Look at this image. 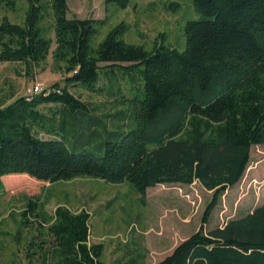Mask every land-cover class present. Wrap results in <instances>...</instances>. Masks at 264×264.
I'll return each mask as SVG.
<instances>
[{
	"label": "trees",
	"instance_id": "obj_1",
	"mask_svg": "<svg viewBox=\"0 0 264 264\" xmlns=\"http://www.w3.org/2000/svg\"><path fill=\"white\" fill-rule=\"evenodd\" d=\"M25 1L21 23L0 20V62L29 69L53 43L52 61L65 76L62 85L0 104V176L10 185L18 175L7 174L18 173L47 182L127 181L140 198L157 184L196 181L211 191L204 223L241 178L250 147L264 144V0H192L201 17L183 24L184 48L160 43L150 51L122 40L123 23L91 47L102 20L68 15L66 0ZM114 70L127 94H107L128 112L121 126L107 128L67 86L99 93L98 82L111 85ZM20 214L23 225L35 223L28 263L103 264L84 209L56 205L48 213L29 198ZM153 264H264V202L220 226H200Z\"/></svg>",
	"mask_w": 264,
	"mask_h": 264
},
{
	"label": "rangeland",
	"instance_id": "obj_2",
	"mask_svg": "<svg viewBox=\"0 0 264 264\" xmlns=\"http://www.w3.org/2000/svg\"><path fill=\"white\" fill-rule=\"evenodd\" d=\"M66 5L68 15L102 20L90 41L91 47L109 29L123 23L120 37L124 42L141 45L147 51L160 43L182 50L183 24L201 17L192 0H128L123 7L106 0H66ZM25 9V0H15L13 8L1 5L0 20L4 16L10 22L21 23ZM47 35L52 37V32ZM52 48L53 43L45 60L29 69L20 62H0V104L24 95L35 84L42 89L53 82L62 85L65 74L52 61ZM114 73L111 85L101 78L99 93L78 85L67 86L107 128L121 126L123 114L128 112L127 103H116L117 94H107L117 93L116 89L127 94L125 76L117 70ZM7 175L18 177L11 180L13 185L2 177L6 175L0 177V264H38V259L32 258L28 263L24 257L27 243L36 235L35 223L23 225L20 214L29 198L48 213L56 205L87 211L88 241L102 244L103 264H153L200 226L203 230L220 226L264 202V144L250 147L249 162L241 178L222 192L204 223L201 219L211 191L196 181L157 184L146 188L140 198L127 181L112 183L80 175L47 182L21 173ZM29 249L34 250V245Z\"/></svg>",
	"mask_w": 264,
	"mask_h": 264
},
{
	"label": "built area",
	"instance_id": "obj_3",
	"mask_svg": "<svg viewBox=\"0 0 264 264\" xmlns=\"http://www.w3.org/2000/svg\"><path fill=\"white\" fill-rule=\"evenodd\" d=\"M43 89L35 84V85L27 88L26 92L24 93V96H31V95H33L35 93L41 92Z\"/></svg>",
	"mask_w": 264,
	"mask_h": 264
},
{
	"label": "crops",
	"instance_id": "obj_4",
	"mask_svg": "<svg viewBox=\"0 0 264 264\" xmlns=\"http://www.w3.org/2000/svg\"><path fill=\"white\" fill-rule=\"evenodd\" d=\"M1 177V176H0Z\"/></svg>",
	"mask_w": 264,
	"mask_h": 264
}]
</instances>
